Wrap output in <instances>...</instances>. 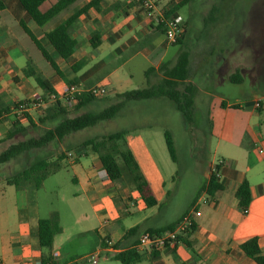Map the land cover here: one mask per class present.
I'll return each instance as SVG.
<instances>
[{"label":"crops","instance_id":"0c3cea01","mask_svg":"<svg viewBox=\"0 0 264 264\" xmlns=\"http://www.w3.org/2000/svg\"><path fill=\"white\" fill-rule=\"evenodd\" d=\"M58 1L46 0L40 6V11H48ZM91 1L76 0L44 26L38 27L17 0H0V141L6 139L11 122L16 120L13 108L19 102L42 100L46 103L25 113L26 118L19 121L23 127L29 124L28 119H34L33 115H44V112L46 115L54 106L50 100L51 95L39 87L33 78L24 75L29 63L38 75L49 82L55 93H60L69 84L77 85L84 91L100 87L105 95L98 100L110 94L115 97L131 91V75L128 78L122 71L138 58L148 64L143 67L146 68L143 71L144 79L149 68L155 70L152 75L158 76V69L164 63H175L174 56L167 58L169 48L175 45L167 44L158 26V19L168 10H173L178 0H170L165 6H160L158 0L157 9L151 14L143 12L129 0H100L98 9H88L72 24L70 36L75 41L73 54L67 61L61 59L46 34ZM26 28L55 61L60 74L43 58L26 34ZM185 35L187 36V31ZM221 62L226 64L225 59H220L216 66ZM229 67L231 68V64H227L224 69L228 71ZM234 67L243 78L242 82L232 83L233 75L222 81L243 86L247 79L240 73L245 72L238 65ZM191 83L198 89L197 95L204 94L192 80ZM258 94H240V97H235L231 102L220 97L211 101L208 109V141L214 142V148L212 157L203 161L202 184L208 181L210 173L219 166L216 175L222 189L213 196L205 192L199 193L198 190L196 201L192 205L200 215L194 218L195 230L189 239L190 247L177 242L173 249L156 254L145 250L139 252L142 259L136 264H257L240 247L252 238L257 239L264 256V101L260 109L253 106L258 98L264 96V91ZM75 106L76 104L65 107L69 111ZM6 109L9 111L4 112ZM163 139L168 157L162 153L150 127L132 130L126 135L127 145L159 205L167 196L172 176V172L165 174V169H170L172 159L167 150L164 132ZM73 150L78 152L77 159L62 163L58 172L67 170L71 173L70 182L75 188L72 198L74 201L80 199L82 206L88 205L92 211L95 223L99 224L94 229L98 241L86 248L88 240L84 238V233L66 237L60 224L61 216L56 213L61 232L54 236L50 249L42 248L37 236V225L39 220L48 218H43L39 209L32 206L33 196L29 194L30 190L34 192L38 189L32 185L16 189L5 182L6 188L0 192V264H42L47 257H51L54 264H84L92 256L97 257L94 264H99V257L102 255L107 260L113 254L132 246V240L124 241L126 232L156 216L157 206L147 208L134 187L119 186V182L109 180L97 155L85 153L78 147ZM244 182L249 185L251 197L246 213L239 208L235 197L236 191ZM187 211L181 212L167 224L146 226L143 230L168 225ZM79 214L76 223H88L89 219L82 209ZM126 215L136 220L131 226L123 224Z\"/></svg>","mask_w":264,"mask_h":264},{"label":"rangeland","instance_id":"374dc122","mask_svg":"<svg viewBox=\"0 0 264 264\" xmlns=\"http://www.w3.org/2000/svg\"><path fill=\"white\" fill-rule=\"evenodd\" d=\"M168 1L170 0H159V4L165 6ZM177 2L175 11L185 20L187 36L184 33L181 39L183 44H173L175 46L169 48L167 58L173 56L176 58L180 51H190L192 81L204 91L203 95H197L195 98L192 124H186L174 105L166 99L133 102L111 121L84 129L67 137L63 142L51 144L44 150L32 151L0 166V192L6 188L5 178L21 171L35 158L49 157L51 160H55L57 155L63 153L67 157L62 161L65 164L68 160L77 159L78 152L73 148H77L79 143L85 139L122 130L130 132L150 127L162 153L167 157L163 132L169 133L176 161L173 162L169 158L171 166L169 170L165 169V174L168 175L172 172V176L169 179L166 198L162 204L156 205V216L139 225L141 227L161 226L175 220L181 212L193 209L197 192L204 181L203 161L212 157L214 148V142L208 141L205 136L208 129V109L211 101L220 97L231 102L235 97L254 93L259 95V92L264 91V0H188L183 6L180 4L184 0ZM220 59H225L226 64L221 62L216 66V62ZM227 64H231L228 71L225 70ZM28 65L32 66L31 63ZM147 65L143 59L138 58L135 62L125 66L122 74L128 78L131 75L130 90L143 89L159 81L160 75H151L148 81L144 79L143 71L146 68L143 67H147ZM235 65L245 72L240 73L247 79L243 86L231 84L227 80L222 81L236 73ZM95 99L97 101L86 109H80L77 112L74 109L69 110V115H79L88 111L97 112L115 102V97L111 94L106 98ZM44 115L32 116L34 118L32 121L37 128L30 129L26 136H16L11 140L4 138L3 141H0V151L10 143L29 137L38 138L47 129L46 126L38 122L39 118ZM154 151L158 153L157 149ZM88 153H90L89 150ZM117 163L123 170V178L118 185L134 187L122 161L117 159ZM71 176L69 171L61 170L57 174L47 177L38 191L30 190L29 194L33 196V198L31 197L32 206L39 209L43 218H52L53 215L59 213L64 235L67 237L84 233V238L88 240L86 248H89L99 239L94 231L99 227V224L95 223L94 215L88 205L83 207V202L80 199V201L73 200L72 193L75 188L70 182ZM81 209L89 219L86 224L76 223ZM135 221L133 217L126 215L123 224L131 226ZM96 258L89 257L84 264H94ZM105 259L104 255L99 257V264H121L112 258ZM141 264L147 263L142 262Z\"/></svg>","mask_w":264,"mask_h":264},{"label":"trees","instance_id":"16d2710c","mask_svg":"<svg viewBox=\"0 0 264 264\" xmlns=\"http://www.w3.org/2000/svg\"><path fill=\"white\" fill-rule=\"evenodd\" d=\"M17 1L31 18V20L38 27H42L76 0H59L46 12L40 11V6L46 0ZM99 1L100 0H92L88 5L83 7L71 18L46 34L51 46L55 49L57 55L61 59L67 61L73 54L75 41L70 36L72 24L80 14L85 13L88 9H98ZM187 1L188 0H184L180 6H183ZM175 12V7L173 10L168 11L169 14ZM25 32L41 52L43 58L47 60V62L57 74H60L55 61L40 46L31 31L26 28ZM181 43L182 41L180 39L177 41L176 45ZM93 46H95L94 43ZM190 58L191 56L188 51H180L173 65L167 62L158 69V73L161 77L156 84L148 85L143 89L131 90L122 94H118L115 96V102L113 104L97 112H86L79 115L70 116L68 109L63 106L60 101H57L51 108L50 112L38 120V122L41 125L46 126L47 129L38 138L29 137L22 141L10 143L5 149L0 151V166L6 165L32 151L44 150L51 144L63 142V140L67 137L74 135L84 129L95 127L96 125L103 122L111 121L124 108L133 102H141L160 98L166 99L174 105L175 109L181 114L186 124H192L195 110V98L198 94V89L191 83L192 71L190 69ZM154 73L155 70L153 68H149L145 73L146 80L148 81L149 76ZM24 75L26 77L33 78L37 85L44 89L48 94H55L49 85V82L42 76L38 75L32 67H27L24 70ZM242 79L243 78L238 74V72H236L231 77V82L234 84H239L242 82ZM95 100L96 99L90 95H83L78 98L74 110L77 112ZM8 111V109L4 110V112ZM28 123L29 124L27 127H23L17 120H13L8 130L6 140H11L16 136H26L30 129L37 128L36 124L31 119H28ZM207 123L208 129L205 134L206 139L209 138L210 121L208 120ZM127 134L128 131L122 130L99 137L89 138L82 141L78 148L83 150L85 153H87L89 150L90 153L97 155L101 167L105 171L107 177L110 181L115 183L120 182L123 176V170L117 163V159H120L124 168L130 175L132 184L140 195L144 205L147 208L156 206L157 201L153 196L150 186L141 173L139 165L127 145ZM164 138L169 155L172 161L175 162L176 158L173 142L167 131H164ZM66 158V155L63 153L57 155L55 160H51L49 157L35 158L21 171H18L15 174L5 178V182L7 185L14 186L16 189H22L31 185L36 189H39L47 177L54 175L62 168V161ZM218 170L219 166H216L215 171L210 173L208 181L202 184L200 187L199 193L205 192L209 196H213L215 192L222 189V186L217 181L216 174ZM235 197L241 210H244L248 207L251 197L247 182H244L238 188L235 193ZM181 218L168 225L158 228H147L143 230L141 225L134 226L128 230L124 236V241L130 242L132 240V246H129L127 250L113 254L111 258L120 262L121 264L139 263L142 259V256L134 248L138 242V238L144 233H148L150 235H161L165 232H168L175 227ZM194 230L195 226L179 234L177 236V242H183L190 247L191 243L189 239L191 238ZM60 232L61 228L57 215H53L52 218L39 220L37 225V236L40 246L45 249H50L54 236ZM240 247L248 258L252 259L257 264H264V256L261 254L256 238L245 241ZM152 253L156 254L154 251ZM49 261H52L51 257L43 259L42 264H46Z\"/></svg>","mask_w":264,"mask_h":264},{"label":"built area","instance_id":"2783aa9c","mask_svg":"<svg viewBox=\"0 0 264 264\" xmlns=\"http://www.w3.org/2000/svg\"><path fill=\"white\" fill-rule=\"evenodd\" d=\"M131 3L138 6L143 12L147 14L153 13L157 9L158 0H129ZM169 11V10H168ZM168 11L162 14L158 19V26L161 29L167 44H176L178 40L182 39L185 33V22L176 13H168ZM83 95H90L94 98H99L105 95V91L100 88H91L90 90H81L77 85L69 84L65 85L60 93H55L50 96V100L53 103L60 101L65 106L75 105L78 98ZM264 101V96L258 98L253 106L255 109H260ZM46 103L42 100L25 101L18 103L14 106L13 111L16 120L19 122L26 118L25 113L30 109H38ZM20 124V123H19ZM215 169L213 170V172ZM243 213L247 212V208L242 210ZM200 214L194 209L188 211L181 220L175 225V227L161 235H150L148 233L142 234L138 238V242L135 245V249L138 252L149 250L151 252H161L167 249H173L177 244V236L191 227L195 226L194 218ZM46 264H54L52 261Z\"/></svg>","mask_w":264,"mask_h":264}]
</instances>
